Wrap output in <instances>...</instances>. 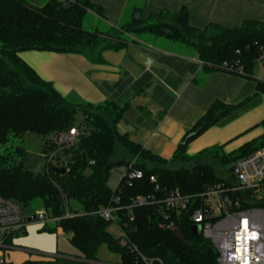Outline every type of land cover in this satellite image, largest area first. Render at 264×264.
<instances>
[{
  "label": "trees",
  "instance_id": "obj_1",
  "mask_svg": "<svg viewBox=\"0 0 264 264\" xmlns=\"http://www.w3.org/2000/svg\"><path fill=\"white\" fill-rule=\"evenodd\" d=\"M90 12L97 16L95 22L89 18ZM148 36L191 48L206 73L222 71L252 78L254 65L264 52V20H244L235 27L208 22L198 28L189 24L183 5L177 11L150 12L145 18L139 14L137 19L132 17L112 27L106 23L102 7L91 0H46L42 5L28 0H0V146L12 138L33 134L42 139L43 153L57 150L58 157L67 160L66 164L45 161L42 172H33L23 165L25 152L21 146L5 148L0 154V197L13 201L24 215L42 208L59 218L54 226L40 230L60 228L84 257L82 261L57 259L59 264H99L96 254L102 244L118 255L120 264H143L139 255L159 259L162 264H217L212 244L191 232L184 212L176 215L161 203L132 205V200L137 196L162 199L175 189L183 194L198 193L219 182L222 173L233 178L230 168L264 145L263 119L259 123L261 136L233 152L223 153L221 146H214L188 156L185 146L189 141L242 107L215 100L171 158L163 159L117 131L125 106L113 101L97 105L71 101L18 56L22 51H52L100 62L102 51L121 49L131 37ZM257 88L264 92V82H258ZM76 111L82 114L78 124H74ZM73 127L78 131L75 143L54 147L51 137ZM187 136L189 140L183 144ZM169 162L182 165L169 169ZM121 165L125 172L112 190L107 185L110 170ZM134 170L141 176L131 177ZM113 198L116 203H112ZM65 200L72 214L67 217ZM35 201L38 205L34 207ZM111 204L117 207L116 223L125 235V245L107 231L111 221L92 214ZM170 222L175 223L182 238L166 227Z\"/></svg>",
  "mask_w": 264,
  "mask_h": 264
},
{
  "label": "crops",
  "instance_id": "obj_2",
  "mask_svg": "<svg viewBox=\"0 0 264 264\" xmlns=\"http://www.w3.org/2000/svg\"><path fill=\"white\" fill-rule=\"evenodd\" d=\"M91 1L102 7L112 27L129 20L123 21L127 11L145 18L150 12L177 11L183 5L189 24L198 28L208 22L235 27L244 20H264V0ZM18 56L71 101L92 105L113 101L125 106L117 131L166 160L215 100L242 107L189 141L188 156L215 145L230 153L263 132L259 123L264 119V92L257 88L263 79L253 72L252 78L222 71L206 73L194 50L160 37H131L121 49L102 51L100 62L52 51H22ZM26 232L15 239L17 246L28 241ZM49 257L78 260L63 254Z\"/></svg>",
  "mask_w": 264,
  "mask_h": 264
},
{
  "label": "built area",
  "instance_id": "obj_3",
  "mask_svg": "<svg viewBox=\"0 0 264 264\" xmlns=\"http://www.w3.org/2000/svg\"><path fill=\"white\" fill-rule=\"evenodd\" d=\"M257 63H264V52L259 55ZM77 136L78 131L73 127L53 135L51 143L59 149L75 143ZM44 154L47 162L67 163L65 157H58L57 150ZM234 166L233 178L222 173L219 182L205 186L198 193L183 194L175 189L168 191L162 199L137 196L131 204L161 203L166 211L176 215L184 212L191 226L198 225L200 234L212 244L217 253V264H264V145L239 159ZM130 176L140 177L141 172L134 170ZM150 181L154 178L151 177ZM116 202L117 199L113 198L112 203ZM64 207V217L71 216L66 200ZM116 210L117 207L111 204L92 214L117 226ZM31 215L41 227L59 220L42 208ZM26 216L30 215H24L13 201L0 197V264L9 263L4 258L5 253L14 249L13 242L23 234ZM166 227L172 232L178 230L174 222ZM117 228L120 230L119 243L125 245V235ZM139 256L143 264H162L159 259L154 261ZM57 259L49 257L37 264H59Z\"/></svg>",
  "mask_w": 264,
  "mask_h": 264
},
{
  "label": "rangeland",
  "instance_id": "obj_4",
  "mask_svg": "<svg viewBox=\"0 0 264 264\" xmlns=\"http://www.w3.org/2000/svg\"><path fill=\"white\" fill-rule=\"evenodd\" d=\"M32 3L42 5L46 0H28ZM134 1V0H133ZM138 13L131 14L130 11H127L123 17V21L130 18H135ZM89 18L93 20L97 19V16L94 13H89ZM90 19H87V22L90 23ZM122 23V22H121ZM87 25V24H86ZM127 36V35H126ZM178 44V43H177ZM183 46L181 44H178ZM189 48L187 46H183ZM253 75L264 80V63H256L254 65ZM82 119V114L80 111H76L74 114V124H78ZM15 146H21L25 152L23 157V165L33 172H42L44 169V153L42 151V139L33 134H26L22 138H12L5 146H0V154L4 152L5 148L12 149ZM216 146V145H215ZM214 146H210L211 148ZM220 152H224V150L220 147ZM182 164L177 162H169L167 164V168L176 169L180 167ZM125 167L121 166H113L110 170V174L107 179V185L112 190L116 187L118 180L124 174ZM74 204V203H72ZM38 205V201L33 203L35 207ZM45 226L52 227L53 223H48ZM26 228V229H25ZM24 230L25 238L28 237V241L24 239L21 243L22 246H17V242H13L14 249L8 250L5 253V260L11 264H22L25 261L35 260L41 261L48 256L53 254H63L65 256H69L71 258H78L77 261H82L84 257L80 254L78 250L69 242L68 234L64 233L60 228H57L53 232L41 231V225L36 222H27L25 224ZM28 228V230H27ZM34 231V236L30 233L29 229ZM107 231L114 237L118 238L120 235V230L114 223H111ZM17 239V238H16ZM19 242V240H18ZM24 247V248H23ZM32 249V251L28 252L27 249ZM96 259L99 264H120V259L117 254L111 252L106 245L102 244L96 254Z\"/></svg>",
  "mask_w": 264,
  "mask_h": 264
},
{
  "label": "water",
  "instance_id": "obj_5",
  "mask_svg": "<svg viewBox=\"0 0 264 264\" xmlns=\"http://www.w3.org/2000/svg\"><path fill=\"white\" fill-rule=\"evenodd\" d=\"M135 18H136V19L139 18V14H137V16H136ZM189 137H190V136H187V137L184 139L183 144H186V143L188 142ZM62 171H63V170H62ZM229 171H230L231 173H236V168H235V166H232V167L230 168ZM24 221H25V222H32V221H34V215H30V216H26V217H24ZM190 229H191V232H192L194 235H196V236L200 235V227H199L198 225H193V226L190 227ZM173 233H174V235L177 236L178 238H182V235H181V233H180L179 230H175V231H173Z\"/></svg>",
  "mask_w": 264,
  "mask_h": 264
}]
</instances>
